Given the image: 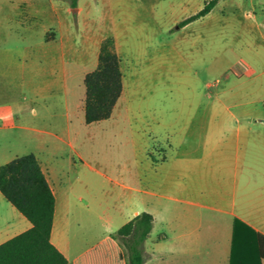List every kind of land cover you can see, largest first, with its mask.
Listing matches in <instances>:
<instances>
[{
  "label": "rangeland",
  "instance_id": "rangeland-1",
  "mask_svg": "<svg viewBox=\"0 0 264 264\" xmlns=\"http://www.w3.org/2000/svg\"><path fill=\"white\" fill-rule=\"evenodd\" d=\"M27 1L0 0V165L33 153L54 173L65 214L95 238L145 211L154 219L143 264H200V249L171 251L190 238L180 204L150 191L186 121L221 119L222 103L264 118V0H218L183 26L207 0H77L75 13L69 0H29L34 15L18 11ZM109 36L123 89L108 119L87 124L83 79ZM2 200L0 218L13 208Z\"/></svg>",
  "mask_w": 264,
  "mask_h": 264
},
{
  "label": "crops",
  "instance_id": "crops-1",
  "mask_svg": "<svg viewBox=\"0 0 264 264\" xmlns=\"http://www.w3.org/2000/svg\"><path fill=\"white\" fill-rule=\"evenodd\" d=\"M30 8L28 0L26 7L19 6L18 11L34 15ZM209 107L215 109V105ZM221 107L224 112L221 119L205 115L200 120L185 122L182 137L172 140L170 148L173 149L159 165L165 170L164 183L157 185L160 190L150 191L180 204L178 212L182 218L178 226L181 230L190 227L186 233L190 238L171 251L180 248L182 253L193 254L200 249V264H230L235 219L246 226H240L244 231L250 228L264 236V118L237 117L238 111L252 110L251 104L222 103ZM221 129L225 134L220 135ZM195 130L200 132L196 146L190 140ZM40 166L55 196L49 241L64 256L65 264H73L79 255L112 235L108 231L95 238V231L87 229L80 218L66 215L54 173L48 166L41 163ZM2 199L6 200L0 192V203ZM12 207L1 214L0 245L32 227L31 222ZM134 214L139 211L135 210ZM180 235L185 236V233ZM115 239L118 241V237ZM121 249L127 257L123 246ZM9 255L18 257L16 248L0 251V264H7ZM249 263L264 264V259L251 258Z\"/></svg>",
  "mask_w": 264,
  "mask_h": 264
},
{
  "label": "trees",
  "instance_id": "trees-1",
  "mask_svg": "<svg viewBox=\"0 0 264 264\" xmlns=\"http://www.w3.org/2000/svg\"><path fill=\"white\" fill-rule=\"evenodd\" d=\"M218 0H207L196 13L182 19L183 26L207 14ZM74 13L77 0H69ZM121 59L112 36L101 41L95 69L84 76V120L91 123L108 119L119 99L122 85ZM0 192L32 224L26 232L0 245V251L16 248L18 257L9 255L7 264H65L66 259L50 243L55 196L33 153L17 156L0 165ZM153 226V216L141 212L117 230L74 259L73 264H143L142 244ZM235 219L232 227L230 264H250L251 258L264 259V236ZM248 232V233H247Z\"/></svg>",
  "mask_w": 264,
  "mask_h": 264
}]
</instances>
